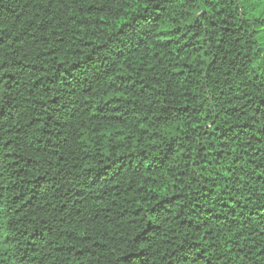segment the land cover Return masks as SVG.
Here are the masks:
<instances>
[{
    "label": "trees",
    "instance_id": "trees-1",
    "mask_svg": "<svg viewBox=\"0 0 264 264\" xmlns=\"http://www.w3.org/2000/svg\"><path fill=\"white\" fill-rule=\"evenodd\" d=\"M0 264H264V0H0Z\"/></svg>",
    "mask_w": 264,
    "mask_h": 264
}]
</instances>
